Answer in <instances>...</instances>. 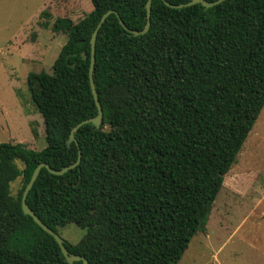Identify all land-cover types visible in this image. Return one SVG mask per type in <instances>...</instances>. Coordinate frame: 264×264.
I'll use <instances>...</instances> for the list:
<instances>
[{"label": "trees", "instance_id": "1", "mask_svg": "<svg viewBox=\"0 0 264 264\" xmlns=\"http://www.w3.org/2000/svg\"><path fill=\"white\" fill-rule=\"evenodd\" d=\"M91 1L77 22L55 20L53 30L67 40L52 72L27 77L46 146L0 142V264H70L21 200L39 163L61 169L79 148L80 165L63 175L42 168L27 196L33 211L58 233L69 223L86 230L65 243L88 264H178L206 231L225 175L264 107V0L209 8L153 0L148 32L129 34L115 13L99 29L94 80L103 121L82 125L78 144L68 146L72 128L98 113L89 66L101 16L114 9L135 30L147 22L148 0Z\"/></svg>", "mask_w": 264, "mask_h": 264}, {"label": "rangeland", "instance_id": "2", "mask_svg": "<svg viewBox=\"0 0 264 264\" xmlns=\"http://www.w3.org/2000/svg\"><path fill=\"white\" fill-rule=\"evenodd\" d=\"M92 8L91 0H0V142L35 150L46 146L44 119L32 101L27 77L52 72L67 40L63 31L53 30L55 20L77 22ZM21 185V177L12 182L14 195ZM85 232L74 223L59 228L71 243ZM178 264H264V107L225 175L206 231L192 238Z\"/></svg>", "mask_w": 264, "mask_h": 264}, {"label": "water", "instance_id": "3", "mask_svg": "<svg viewBox=\"0 0 264 264\" xmlns=\"http://www.w3.org/2000/svg\"><path fill=\"white\" fill-rule=\"evenodd\" d=\"M163 1L165 2L166 5H168L170 7H173V8H182L184 6H190V5H194V4H197V3H200L205 8H209V7L215 6V5L223 2L224 0H190L189 2L184 3V4L183 3H180V4L171 3L168 0H163ZM152 2H153V0H148L147 3H146L147 22H146L145 27L143 29H141V30H135V29H132V28L128 27L126 25V23L120 17L119 13L116 10H114V9H109V10L105 11L103 13V15L101 16L96 28L94 29V31L92 33V37H91V41H90L91 42V55H90V66H89L90 84H91L92 93H93V96H94V99H95V103H96V106L98 108V113L94 117L87 118V119H84V120L78 122L72 128V130L70 132V136H69V138L67 140V145L68 146H71L72 142H76L78 144L77 138L75 136V132L82 125H84L86 123H93L96 128H99L101 126V124H102V121H103V117H104L103 108H102L101 102H100L99 97H98V92H97V89H96V83H95V80H94V69H95V61H96V42H97V35H98V32H99V29L103 26V24L106 21V19L108 18V16L110 14H112V13H115L118 16V18H119L120 24L124 27V29L129 34L137 36V35L144 34V33L148 32V30L150 28V25H151ZM81 55H82L83 59H87V57H88V55H87V53L85 51H83ZM72 66L74 67L75 64H72ZM81 159H82V151L79 148L78 156H77L76 161L71 163L68 166H65V167L61 168V169H55V168L51 167L50 164L47 163V162L39 163L35 167L29 182L25 186V189H24L23 194H22V200H21L22 209H23L24 213L30 215L39 226H41L47 233H49L50 235H52L55 238V240L58 242V244H59V246L61 248V251H62L63 255L65 256L66 260L70 264H74V262L78 261V260H82L81 264H88V260L85 257H83V256H80L78 254H73V253H71L69 251V249L67 248L66 243H65L66 240L58 232H56L51 227H49L46 223H44V221L28 205L27 196H28L30 190L32 189V187H33L36 179L38 178V176H39V174H40V172H41L43 167H46L53 174L63 175L64 173H66L70 169H73V168L77 167L78 165H80Z\"/></svg>", "mask_w": 264, "mask_h": 264}]
</instances>
